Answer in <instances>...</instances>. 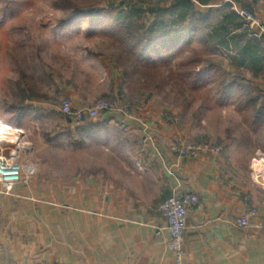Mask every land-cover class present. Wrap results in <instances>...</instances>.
I'll return each instance as SVG.
<instances>
[{
    "label": "crops",
    "instance_id": "obj_1",
    "mask_svg": "<svg viewBox=\"0 0 264 264\" xmlns=\"http://www.w3.org/2000/svg\"><path fill=\"white\" fill-rule=\"evenodd\" d=\"M190 4L198 15L206 9L202 16L223 8L254 11L264 25V0ZM226 34L227 45L215 48L233 52L227 67L242 75L235 82L250 103L240 110L237 96L231 97L235 122L213 138L218 154L173 152L170 146H182L185 133L160 111L134 110L128 118L104 113L94 121H70V146L83 156L70 158L73 169L61 178L27 162L33 146L25 141L27 118L56 110L34 99L15 112L3 110L0 128L17 132L24 171L10 194L0 191V264H175L158 209L173 194L198 198L186 217L183 264H264L258 229L264 223V174L255 170L264 163V38L241 45L238 30ZM252 209L257 214L249 227L236 228L234 221Z\"/></svg>",
    "mask_w": 264,
    "mask_h": 264
},
{
    "label": "rangeland",
    "instance_id": "obj_2",
    "mask_svg": "<svg viewBox=\"0 0 264 264\" xmlns=\"http://www.w3.org/2000/svg\"><path fill=\"white\" fill-rule=\"evenodd\" d=\"M110 6L118 11L128 7L141 9L140 18L145 24L153 18L147 0H0V123L6 113L3 110L15 112L18 109L17 105L23 102L21 95H32L30 101L45 102L56 110L27 118L25 141L33 146L27 162L32 163L37 172L66 178L73 169L69 159L83 156L81 150L74 151L70 146V117L59 111L65 102L73 110L76 105L92 109L98 102H104L107 109L99 115L123 112L125 118L134 110L141 114L143 109L160 111L168 122L184 131L180 147L188 151L183 156L195 155L202 145L212 146L213 138L223 136L234 125L235 115L229 103H216L215 91L210 90L209 85L196 90L181 85L179 64L191 59L201 62L197 72L209 61L220 66L228 79L234 82L241 79L240 72L227 67L233 52L219 53L215 48L227 45V34L214 27L217 26L216 15H212L213 22L210 20L203 30L210 44L195 40L193 52L172 59L169 66L161 70L164 84L159 89L144 90L137 84L140 72L124 79L123 68L114 62L118 53L109 39L97 33L86 35L84 14L72 22L65 21L75 9L103 10ZM224 9L231 12L229 8ZM202 10L197 11L203 15L206 9ZM248 13L261 23L256 12ZM244 41L239 43L243 45ZM169 73L175 74L173 79L168 80ZM198 139L205 143L195 144ZM177 146L179 144H173L170 148L180 156Z\"/></svg>",
    "mask_w": 264,
    "mask_h": 264
},
{
    "label": "trees",
    "instance_id": "obj_3",
    "mask_svg": "<svg viewBox=\"0 0 264 264\" xmlns=\"http://www.w3.org/2000/svg\"><path fill=\"white\" fill-rule=\"evenodd\" d=\"M147 1L151 5L158 4ZM150 8L152 10L150 9L149 12L153 15V20L149 25L143 23L140 18L143 13L141 9L135 7H128L124 11H118L113 6L103 10L94 7L78 8L70 13L65 21L72 22L77 16L84 14L85 25L88 27L86 35L92 36L97 33L111 41L112 47L118 53L114 57V62L123 68L124 79L128 80L132 75L140 72L141 76L137 81L140 87L144 90L159 89L160 85L164 84L160 76L161 70L169 66V61L193 52L192 44L195 40L204 45L210 44L203 30L213 18L212 13L205 16L196 14L192 4L187 0H176L170 6H155V8L150 6ZM215 15L218 20L215 19L214 23L223 33L226 34L228 28L238 30L241 35L239 39L249 41L247 29L236 14L223 8L222 11L215 12ZM199 64L200 61L193 59L180 62L182 86L188 85L191 90H196L209 85L210 90L215 91L216 103L219 105L230 103L231 97L237 96L235 102L239 109L247 108L250 102H246V93L242 86L234 82V79H228L220 66L210 64L209 61H206L197 72ZM169 74L168 80L173 79L175 74ZM21 96L23 102L19 105L34 97L29 94Z\"/></svg>",
    "mask_w": 264,
    "mask_h": 264
},
{
    "label": "built area",
    "instance_id": "obj_4",
    "mask_svg": "<svg viewBox=\"0 0 264 264\" xmlns=\"http://www.w3.org/2000/svg\"><path fill=\"white\" fill-rule=\"evenodd\" d=\"M156 3H165L171 5L176 0H150ZM190 3H196V0H187ZM232 11L244 22L247 29V35L253 40L260 41L264 38V25L246 11ZM107 109L104 102H98L92 109L73 110L68 103H62L60 113L70 117L76 123L81 124L85 120L94 121L100 116L99 113ZM122 115H125L121 112ZM17 132L8 128H0V191L8 195L16 184L21 181L24 171L23 165L19 162V152L22 150ZM16 136V137H15ZM15 137V138H14ZM12 138L15 140L11 143ZM200 150L208 151L213 154L220 153L218 147L203 145ZM180 156L187 154V149L177 146ZM197 151V149L195 150ZM178 154V153H177ZM31 171V170H30ZM30 171L28 173H30ZM198 203V198L193 194L183 196L171 195L159 205V212L166 220V230L170 236L168 249L171 252L175 264H183L184 251L182 247V238L185 231L186 217L189 210ZM256 210H249L245 215L240 216L234 221V226L239 229L248 228L250 219L256 216ZM260 233L264 236V223L258 225Z\"/></svg>",
    "mask_w": 264,
    "mask_h": 264
},
{
    "label": "bare ground",
    "instance_id": "obj_5",
    "mask_svg": "<svg viewBox=\"0 0 264 264\" xmlns=\"http://www.w3.org/2000/svg\"><path fill=\"white\" fill-rule=\"evenodd\" d=\"M18 134H16V136H17ZM15 136V137H16ZM14 137V138H15ZM14 138H12V140H11V143H13V141L15 140ZM255 170L257 171V172H260V173H263L264 174V163H257L256 164V166H255ZM257 175V174H256Z\"/></svg>",
    "mask_w": 264,
    "mask_h": 264
}]
</instances>
